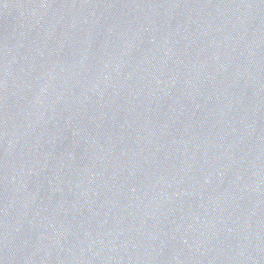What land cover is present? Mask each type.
Masks as SVG:
<instances>
[{
  "label": "water",
  "instance_id": "obj_1",
  "mask_svg": "<svg viewBox=\"0 0 264 264\" xmlns=\"http://www.w3.org/2000/svg\"><path fill=\"white\" fill-rule=\"evenodd\" d=\"M0 264H264V0H0Z\"/></svg>",
  "mask_w": 264,
  "mask_h": 264
}]
</instances>
